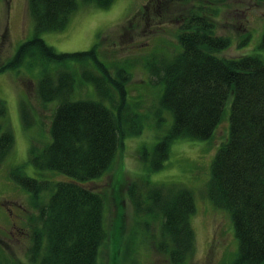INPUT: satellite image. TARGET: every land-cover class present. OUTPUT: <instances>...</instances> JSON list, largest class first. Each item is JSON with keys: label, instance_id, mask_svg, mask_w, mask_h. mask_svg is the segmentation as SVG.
I'll list each match as a JSON object with an SVG mask.
<instances>
[{"label": "trees", "instance_id": "1", "mask_svg": "<svg viewBox=\"0 0 264 264\" xmlns=\"http://www.w3.org/2000/svg\"><path fill=\"white\" fill-rule=\"evenodd\" d=\"M114 1L82 4L106 9ZM78 9V0H27L35 35L0 65L1 73L18 70L27 61L30 66L40 64L36 96L44 104L57 101L50 139L42 147L32 144L30 161L43 174L67 178L37 179L22 166L9 169L11 179L30 192L38 212L31 230L30 264H104L101 249L109 235L103 217L106 195L87 183L112 169L125 138L139 135L144 127L141 114L128 102L130 73L118 67L112 74L99 57L98 43L89 50L61 53L42 38L43 32L64 30ZM213 19L202 7L181 15L176 53L159 56L162 60L149 58L151 81L163 87L158 112L168 113L172 122L151 152L144 149L142 158L151 171H158L175 140L211 141L232 96L230 132L212 159L207 197L233 221L238 252L232 263L264 264V58L219 56L231 41L216 33ZM261 43L264 48V35ZM84 82L93 84L96 99L77 94L75 88ZM31 106L21 102L27 128L34 120ZM6 107L1 98L0 168L15 144ZM129 196L145 230L158 223L156 249L170 264H187L196 246L193 191L183 183L157 184L146 177L130 184ZM115 245L118 253L119 243Z\"/></svg>", "mask_w": 264, "mask_h": 264}, {"label": "rangeland", "instance_id": "2", "mask_svg": "<svg viewBox=\"0 0 264 264\" xmlns=\"http://www.w3.org/2000/svg\"><path fill=\"white\" fill-rule=\"evenodd\" d=\"M71 16L68 26L60 31H46L42 38L58 52L85 51L98 45V53L116 73L124 67L130 73L127 83L133 110L143 118V131L127 136L115 166L100 178L87 183L106 195L105 225L108 237L101 249L104 264H170L155 245L158 223L145 230L138 223L129 196L130 184L148 178L153 183H183L193 191L196 212L191 218L196 235L195 252L187 264H234L238 252L234 224L230 214L217 208L207 197L211 163L219 146L230 132L233 97L209 140H175L165 165L151 171L142 156L151 152L172 122L168 113L158 112L162 85L154 84L148 71L149 58L172 56L177 51L179 17L197 8L213 15L216 33L230 38V46L218 55L240 57L260 54L264 58V1L259 0H115L106 9L85 6ZM207 8V9H206ZM209 9V10H208ZM35 35L34 20L27 10V0H0V65L16 52L19 45ZM34 65V66H33ZM25 62L18 70L0 73V99L8 108L15 144L0 168V264H30L31 233L38 212L31 205V194L15 183L10 170L22 166L37 179L43 176L62 180L67 176L39 171L30 161L33 143L42 147L50 139V125L57 101L44 104L36 96L40 64ZM53 64H50V67ZM150 79V80H149ZM82 97L96 99L93 84L84 82L75 88ZM33 107V124L26 127L21 102ZM170 121V123H168ZM145 221V220H143ZM32 222V223H31ZM145 227V226H144ZM116 243L119 251L116 253ZM172 264V263H171Z\"/></svg>", "mask_w": 264, "mask_h": 264}]
</instances>
